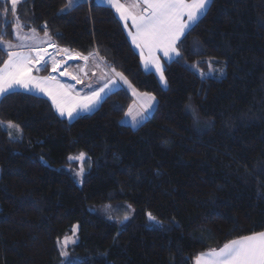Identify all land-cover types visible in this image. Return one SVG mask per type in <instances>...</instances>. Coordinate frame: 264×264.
I'll use <instances>...</instances> for the list:
<instances>
[{
  "label": "trees",
  "instance_id": "trees-1",
  "mask_svg": "<svg viewBox=\"0 0 264 264\" xmlns=\"http://www.w3.org/2000/svg\"><path fill=\"white\" fill-rule=\"evenodd\" d=\"M66 3L24 0L14 15L0 0V40H14L17 18L58 47L96 52L156 107L133 129L124 90L72 122L43 97L1 98L0 264H194L264 232V0H211L164 65L165 89L110 8ZM7 57L0 50V68ZM212 67L225 76L205 77ZM80 153L90 162L81 187L63 170ZM109 203L131 204L133 218L118 227L88 211ZM148 214L162 225L149 227ZM75 224L78 243L63 249Z\"/></svg>",
  "mask_w": 264,
  "mask_h": 264
},
{
  "label": "crops",
  "instance_id": "crops-1",
  "mask_svg": "<svg viewBox=\"0 0 264 264\" xmlns=\"http://www.w3.org/2000/svg\"><path fill=\"white\" fill-rule=\"evenodd\" d=\"M90 1L98 5L108 7L114 12L115 16L122 25L124 33L132 49L140 58L142 69L147 73L154 74L160 86L165 89L167 86L165 78L161 80V73L156 70V64L158 62L163 71L164 65L174 61L178 56H176L173 52H169V57H172L169 59V57H166L164 55V51L159 47H152L150 50L139 40L136 43H140V47H137L136 43L133 42V36L136 35V28L133 27V18H135L137 22H139V18L141 16H144V18L147 19L149 13L151 12V8L144 3V0H118V3L123 6L121 11H117L115 7L107 4L106 0H74L71 4L69 3V0H67L64 12L69 11L79 3ZM185 3L191 4L193 3V0H185ZM210 3L208 4L207 9ZM121 12H123L127 17L126 19L121 18ZM185 12H187V10H185ZM182 23H188L186 14L180 17V20L177 22V27ZM194 25H192V27ZM191 28L186 29V33ZM183 37L184 36H182L181 39ZM9 45H11V47H9ZM0 46H2V49L7 52V54L8 52L22 53L29 58L27 67L31 69V83H29V88L31 90L29 91L18 87L16 92L34 94L47 99L53 107L55 113L66 121L72 122L80 116L94 113L99 109L102 101L109 94L118 90L126 91L132 98V104L122 120V123L126 126L133 129L138 128L151 116L156 107V100L153 96L140 93L134 89L122 75L110 69L96 52L88 55H82L68 48L58 47L48 34H39L32 29L25 30L21 23L17 26L16 33H14V40H0ZM85 56L89 57L87 61L82 59V57ZM64 59H66V65L63 71L69 75L68 79L61 78L60 74L53 71L54 67L57 70L60 62ZM8 60L9 56L7 57L4 65L0 68V75H3L9 70L15 71V69H5V64ZM145 61L149 62L147 67L145 65ZM46 65L49 66V73L44 75L41 71ZM38 68L42 70L37 71L36 69ZM121 76L123 79H121ZM45 78H54L48 79L46 84L40 85V87H43L45 91L41 92L39 88L32 87V83H35L36 81H43ZM96 93H99V96H96ZM6 94L7 93L4 95ZM3 96H0V100ZM53 98L56 99L59 104V108L64 111L65 114L63 116L60 115V110H58L57 104L53 103ZM69 111L73 113V119H69L67 115ZM4 126H8V124ZM12 129L16 137L21 135L18 129ZM231 242L227 244H230ZM224 247L225 245L222 248ZM222 248L214 251L219 252ZM211 252L213 251L200 254L197 258L202 256L206 257V254ZM197 258L195 259L194 264H196Z\"/></svg>",
  "mask_w": 264,
  "mask_h": 264
},
{
  "label": "snow or ice",
  "instance_id": "snow-or-ice-1",
  "mask_svg": "<svg viewBox=\"0 0 264 264\" xmlns=\"http://www.w3.org/2000/svg\"><path fill=\"white\" fill-rule=\"evenodd\" d=\"M23 2L24 0H10L12 7L11 9H5V11H11L15 15L17 14L16 5ZM73 2L74 0H69L70 4ZM106 3L115 7L117 11H121L123 7L118 3V0H106ZM144 3L151 8V12L147 19L141 16L139 22L133 18V27L136 28V35L133 36V42L136 43L139 40L150 50L152 47H159L164 51V55L169 57V52L175 53L176 56L180 55L176 45L181 40V37L186 35V29L191 28L204 14L210 0H193L191 4H186L185 0H144ZM185 14L187 15L188 23L179 24L177 27V22L180 20V17ZM121 18H127L123 12H121ZM136 46L140 47L141 45L140 43H136ZM0 50H2V46H0ZM8 56L9 60L5 64V69H15V71L9 70L3 75H0V96H3L5 93H15L18 87L30 91L31 69L27 67L29 58L22 53L16 52H8ZM171 58L169 57V59ZM82 59L87 61L89 57L85 56ZM148 63V61H145L146 67ZM36 70L40 71L42 69L38 68ZM156 70L161 73V80H163V71L158 62L156 64ZM53 71H56L55 67ZM48 79L54 78H45L43 81H36L32 83V87L39 88L43 92L45 89L40 87V85L46 84ZM121 79H123L122 76ZM96 96H99V93H96ZM53 103L57 104L60 115L63 116L65 113L59 108V104L55 98H53ZM67 115L69 119L74 118L71 111ZM9 127H14V125L9 124ZM69 159H73V157H69ZM76 159L83 160V154L80 157H76ZM149 219L154 220L155 218L149 214ZM196 264H264V232L233 241L225 245L219 252L213 251L206 254V257L202 256L197 258Z\"/></svg>",
  "mask_w": 264,
  "mask_h": 264
},
{
  "label": "rangeland",
  "instance_id": "rangeland-1",
  "mask_svg": "<svg viewBox=\"0 0 264 264\" xmlns=\"http://www.w3.org/2000/svg\"><path fill=\"white\" fill-rule=\"evenodd\" d=\"M19 23L20 21L17 18H15V27L13 28V33H16V29L17 26H19ZM204 76L221 79L223 76H225V72L218 71L215 67L214 68L212 67L210 71ZM4 128L9 132L10 138L13 139L20 138V136L16 137V135L13 133L12 128L17 129L15 126L9 127L8 124V126H4ZM81 154H83L84 159L83 160L76 159V157H80ZM70 157H73V159H69L70 165L65 166L63 170L72 177V179L75 181V183L78 186L81 187L83 185L84 178L90 172L89 158L85 153L74 154L71 155ZM88 211L102 219H105L117 225L118 227H123L133 218L135 213V208L129 203H109L106 205H89ZM125 217H127V219H125ZM147 220L149 227H159L162 225L161 222L158 221L156 218L154 220H150L149 214L147 215ZM78 232H79V225L78 224L73 225L71 227L70 234L65 238L68 240L63 239L64 240L62 242L63 249L71 244L72 246H74L75 244L78 243L79 240ZM59 243H58L59 251L61 254H63V251L61 250Z\"/></svg>",
  "mask_w": 264,
  "mask_h": 264
},
{
  "label": "water",
  "instance_id": "water-1",
  "mask_svg": "<svg viewBox=\"0 0 264 264\" xmlns=\"http://www.w3.org/2000/svg\"><path fill=\"white\" fill-rule=\"evenodd\" d=\"M65 65H66V59H64L63 61L60 62L59 66H58V68H57V70H56V72H57L58 74H60L61 78H63V79H64V78L68 79V78H69V75L63 71Z\"/></svg>",
  "mask_w": 264,
  "mask_h": 264
}]
</instances>
